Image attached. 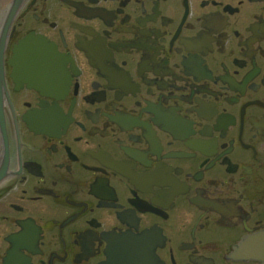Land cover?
Returning <instances> with one entry per match:
<instances>
[{"label":"flooded vegetation","instance_id":"af4514ba","mask_svg":"<svg viewBox=\"0 0 264 264\" xmlns=\"http://www.w3.org/2000/svg\"><path fill=\"white\" fill-rule=\"evenodd\" d=\"M0 264H264V0H0Z\"/></svg>","mask_w":264,"mask_h":264}]
</instances>
